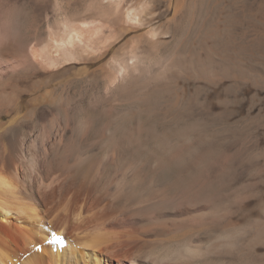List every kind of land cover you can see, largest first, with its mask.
Masks as SVG:
<instances>
[{
    "label": "bare ground",
    "instance_id": "1",
    "mask_svg": "<svg viewBox=\"0 0 264 264\" xmlns=\"http://www.w3.org/2000/svg\"><path fill=\"white\" fill-rule=\"evenodd\" d=\"M34 48L31 55L0 50V84L66 59L59 47L51 45L45 57ZM84 49L77 44L66 52L77 59ZM123 60L120 82L89 99L91 117L80 107H59L75 94L50 102L38 90L29 92L26 79L13 86L20 95L0 103V121L11 119L0 134V264H209L202 262L241 257L264 239V217L242 226L222 220L217 201L204 200L200 187L190 200L185 166L196 124L182 127L165 117L168 127L159 131L150 121L142 129V117L157 116L154 93L131 90L135 66ZM106 76L99 78L103 84ZM208 221L218 234L209 225L204 231ZM53 235L63 243H52Z\"/></svg>",
    "mask_w": 264,
    "mask_h": 264
},
{
    "label": "rangeland",
    "instance_id": "2",
    "mask_svg": "<svg viewBox=\"0 0 264 264\" xmlns=\"http://www.w3.org/2000/svg\"><path fill=\"white\" fill-rule=\"evenodd\" d=\"M0 18V50L31 55L35 47L34 55L45 57L59 47L66 58L58 69L44 65L3 81L0 103L18 96L15 82L31 80L29 92L38 90L50 102L75 94L59 107H80L91 117L89 99L113 90L120 82L117 66L126 59L135 66L131 90L154 93L157 116L142 117V129L151 122L159 131L168 127L165 117L182 127L196 124L185 166L190 200L200 187L207 192L204 200L217 201L222 220L242 226L264 217V0H0ZM77 44L85 49L74 60L66 50ZM196 59L202 60L197 67ZM104 74L107 84L100 80ZM31 111L30 105L25 117ZM10 120L0 121L1 135ZM208 223L204 231L212 227ZM208 259L202 263L264 264V239L241 257Z\"/></svg>",
    "mask_w": 264,
    "mask_h": 264
},
{
    "label": "snow or ice",
    "instance_id": "3",
    "mask_svg": "<svg viewBox=\"0 0 264 264\" xmlns=\"http://www.w3.org/2000/svg\"><path fill=\"white\" fill-rule=\"evenodd\" d=\"M51 242L52 243H55V244H58V245L63 243V241L61 240V238H59V237H57L55 235H53Z\"/></svg>",
    "mask_w": 264,
    "mask_h": 264
}]
</instances>
